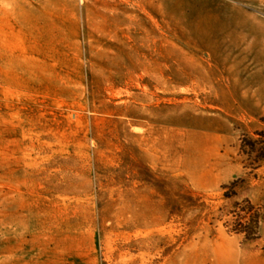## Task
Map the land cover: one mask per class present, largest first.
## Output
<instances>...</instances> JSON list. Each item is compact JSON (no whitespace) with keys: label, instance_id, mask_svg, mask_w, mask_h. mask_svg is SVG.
Segmentation results:
<instances>
[{"label":"rangeland","instance_id":"1","mask_svg":"<svg viewBox=\"0 0 264 264\" xmlns=\"http://www.w3.org/2000/svg\"><path fill=\"white\" fill-rule=\"evenodd\" d=\"M0 264H264V0H0Z\"/></svg>","mask_w":264,"mask_h":264},{"label":"trees","instance_id":"2","mask_svg":"<svg viewBox=\"0 0 264 264\" xmlns=\"http://www.w3.org/2000/svg\"><path fill=\"white\" fill-rule=\"evenodd\" d=\"M256 223H258V222H256ZM241 231H243V232H245V233H247V234H249L250 232H249V229H246V230H241Z\"/></svg>","mask_w":264,"mask_h":264}]
</instances>
